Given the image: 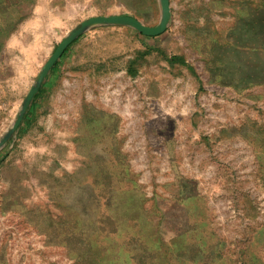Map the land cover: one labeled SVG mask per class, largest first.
I'll list each match as a JSON object with an SVG mask.
<instances>
[{
  "label": "rangeland",
  "instance_id": "1",
  "mask_svg": "<svg viewBox=\"0 0 264 264\" xmlns=\"http://www.w3.org/2000/svg\"><path fill=\"white\" fill-rule=\"evenodd\" d=\"M170 9L50 70L0 147V264H264V0ZM61 39L9 56L0 142Z\"/></svg>",
  "mask_w": 264,
  "mask_h": 264
},
{
  "label": "crops",
  "instance_id": "2",
  "mask_svg": "<svg viewBox=\"0 0 264 264\" xmlns=\"http://www.w3.org/2000/svg\"><path fill=\"white\" fill-rule=\"evenodd\" d=\"M154 6L160 9L159 0H0V78L12 77L11 54L33 67L63 33L61 41L87 18L125 15L148 25L145 18Z\"/></svg>",
  "mask_w": 264,
  "mask_h": 264
},
{
  "label": "water",
  "instance_id": "3",
  "mask_svg": "<svg viewBox=\"0 0 264 264\" xmlns=\"http://www.w3.org/2000/svg\"><path fill=\"white\" fill-rule=\"evenodd\" d=\"M160 7V20L156 26L150 27L134 17L117 15V16H97L91 17L80 22L72 31L68 32L63 40L58 44L55 51L52 55L46 60L44 65L41 68V72L38 74L37 80L34 83V86L30 89L26 100L22 105L20 114H18L11 130L5 135V137L0 142V147L7 140V138L12 135L21 121L23 120L24 114L30 103L32 102L35 94L38 92L39 87L44 82L45 78L51 72L50 70L56 64V62L62 57L66 49L72 44L76 39H78L82 34L92 30L94 28L103 27V26H121L129 27L136 30L139 34L146 37H155L163 34L170 22H171V9H170V0H159Z\"/></svg>",
  "mask_w": 264,
  "mask_h": 264
},
{
  "label": "trees",
  "instance_id": "4",
  "mask_svg": "<svg viewBox=\"0 0 264 264\" xmlns=\"http://www.w3.org/2000/svg\"><path fill=\"white\" fill-rule=\"evenodd\" d=\"M82 37H83V36L79 37L74 43H72V44L66 49V51L64 52V54L62 55V57L60 58V60H61L62 58H64V57L67 55V53L69 52V50L71 49V47H72L74 44H76V43H77ZM147 49H148V48H147ZM60 60H59L54 66H53L52 71H54V70L58 67ZM171 61H174V62H175V61H178V58L173 57ZM179 62L182 63V64H184L183 60H179Z\"/></svg>",
  "mask_w": 264,
  "mask_h": 264
}]
</instances>
